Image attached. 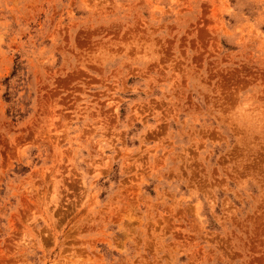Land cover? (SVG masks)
I'll use <instances>...</instances> for the list:
<instances>
[{
    "label": "rangeland",
    "instance_id": "374dc122",
    "mask_svg": "<svg viewBox=\"0 0 264 264\" xmlns=\"http://www.w3.org/2000/svg\"><path fill=\"white\" fill-rule=\"evenodd\" d=\"M0 264H264V0H0Z\"/></svg>",
    "mask_w": 264,
    "mask_h": 264
}]
</instances>
